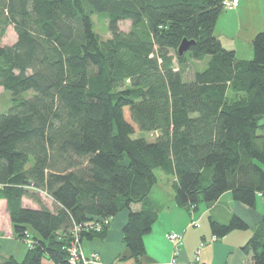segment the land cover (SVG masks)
<instances>
[{
  "label": "trees",
  "instance_id": "16d2710c",
  "mask_svg": "<svg viewBox=\"0 0 264 264\" xmlns=\"http://www.w3.org/2000/svg\"><path fill=\"white\" fill-rule=\"evenodd\" d=\"M222 11V0H0V87L11 95L0 113V200L28 245L22 260L0 264H82L70 246L104 237L122 210L139 264L160 176L188 210L226 191L250 208L264 198V29L252 58L238 59L214 34ZM183 39L193 43L179 55ZM207 56L184 79L189 60ZM153 131L150 141L132 136ZM208 223L213 238L248 229L237 215ZM241 250L264 264V216Z\"/></svg>",
  "mask_w": 264,
  "mask_h": 264
},
{
  "label": "crops",
  "instance_id": "0c3cea01",
  "mask_svg": "<svg viewBox=\"0 0 264 264\" xmlns=\"http://www.w3.org/2000/svg\"><path fill=\"white\" fill-rule=\"evenodd\" d=\"M238 2L239 4L241 2V7L244 3H248L253 11L257 10V5H252L250 0L248 2L238 0ZM239 13L237 10L235 15L239 16ZM255 20H258L257 29L242 28L237 21L238 25L232 29L233 32L229 31L227 34L218 32L215 36L224 48L234 50L238 59L249 60L253 55L251 41L264 26V19L256 17ZM242 35L247 36L243 38V41L247 38V42L244 41L247 44L245 49L240 48ZM172 180L160 176L148 194L149 201L157 212V219L149 233L143 237L145 251L140 257L139 264H170L173 250V244L167 238L170 232L181 236L177 259L182 264H252L250 257L243 253L241 247L251 236L253 227L264 216V198L257 195L255 206L250 208L234 201L231 192L226 191L211 205L202 202L203 204L200 203L196 210H188L175 203ZM23 205L37 208V205L28 199H23ZM47 206L50 207V204ZM127 214V210H122L110 218L104 237L81 243L82 253L87 259L85 264H135L122 239V227ZM208 215H212L221 223L227 222L232 215H237L246 222L248 229L234 230L221 238H213L209 229ZM27 249V242L13 234L6 203L0 200V258L13 257L22 260ZM93 253L97 254V261L92 260Z\"/></svg>",
  "mask_w": 264,
  "mask_h": 264
},
{
  "label": "rangeland",
  "instance_id": "374dc122",
  "mask_svg": "<svg viewBox=\"0 0 264 264\" xmlns=\"http://www.w3.org/2000/svg\"><path fill=\"white\" fill-rule=\"evenodd\" d=\"M245 1V0H244ZM252 5H257V10L253 11L252 8L250 7V5L248 3H244L241 7V2L240 4H238L239 6L236 7L235 9H237L240 13L239 16L235 15V13L237 12V10L232 9L231 10H227V9H223V11L219 14L216 23H215V27H214V34L217 35L218 32H222L227 34V32L229 33V31H232V29H235V27L238 25V23H236L237 21L239 22V24L242 26V28H246V29H254V28H258V20H255L256 17H261L262 19H264V0H250ZM248 2V0H247ZM234 10V11H233ZM248 11V12H247ZM93 19V23H94V30L95 32L101 37V39H106L110 36L108 30H107V22L104 18L102 17H98L96 15L92 16ZM239 25V26H240ZM119 29L122 31L127 32L129 27H130V22L129 21H121L118 23ZM240 26V27H241ZM264 29V26H262ZM244 29V30H246ZM262 29V30H263ZM247 37L246 35H242V39L240 43V48L241 49H245L246 47V42H247V38L244 39L243 38ZM15 41V33L12 29V27H8L6 29V32L4 34V36L2 37V43L4 44H12ZM208 60V56L204 58V60L202 61H197V60H189V63L187 64V67L185 68L184 71V79H190L192 77V74L194 72V70L199 69L201 70L202 68H204L206 66V62ZM10 92L3 90L0 87V113L5 112L11 105L10 103ZM157 135V132L153 131V132H137L135 134H133V137H141L144 138L147 141H150L152 139H154V137ZM159 171H157L158 173ZM41 197L43 198V201L45 202L46 205H49L51 200L48 197H45L44 194H41ZM26 203L28 204V202L26 201ZM204 203V202H203ZM202 203V204H203ZM206 222L204 221V224ZM109 225V223H108ZM75 245V244H73ZM70 246V252H75V246ZM79 250L78 252L81 254L77 253V257L80 258V261L82 264H85L87 259L84 257L82 250H81V244H78ZM76 254V252H75ZM91 257H94V260H98V256L97 254L93 253L91 254Z\"/></svg>",
  "mask_w": 264,
  "mask_h": 264
},
{
  "label": "built area",
  "instance_id": "2783aa9c",
  "mask_svg": "<svg viewBox=\"0 0 264 264\" xmlns=\"http://www.w3.org/2000/svg\"><path fill=\"white\" fill-rule=\"evenodd\" d=\"M239 2L238 0H222V7L223 9H227V10H232V9H235L237 6H238ZM167 238L168 240L173 244V250H172V256H171V259L169 261L170 264H182L180 261H178L177 259V255L179 253V246L181 244V236L180 234L178 233H175V232H170L167 234ZM75 252H71V257H70V261L71 262H74L80 258L77 257V253L80 254L78 252L79 250V247H78V244L75 243ZM81 256V254H80ZM92 260H94V257H91ZM195 260L197 261L198 260V251L196 252V255H195Z\"/></svg>",
  "mask_w": 264,
  "mask_h": 264
},
{
  "label": "water",
  "instance_id": "95a60500",
  "mask_svg": "<svg viewBox=\"0 0 264 264\" xmlns=\"http://www.w3.org/2000/svg\"><path fill=\"white\" fill-rule=\"evenodd\" d=\"M192 41H188L183 39L177 48V52L179 55H182L185 51L188 50L189 46L192 44Z\"/></svg>",
  "mask_w": 264,
  "mask_h": 264
}]
</instances>
